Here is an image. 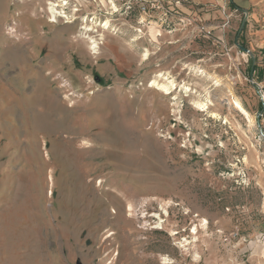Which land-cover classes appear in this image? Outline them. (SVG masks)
I'll use <instances>...</instances> for the list:
<instances>
[{
  "label": "rangeland",
  "instance_id": "374dc122",
  "mask_svg": "<svg viewBox=\"0 0 264 264\" xmlns=\"http://www.w3.org/2000/svg\"><path fill=\"white\" fill-rule=\"evenodd\" d=\"M49 1L0 0V264H264V0Z\"/></svg>",
  "mask_w": 264,
  "mask_h": 264
},
{
  "label": "bare ground",
  "instance_id": "6f19581e",
  "mask_svg": "<svg viewBox=\"0 0 264 264\" xmlns=\"http://www.w3.org/2000/svg\"><path fill=\"white\" fill-rule=\"evenodd\" d=\"M67 1L65 0H51L48 2V7H47V11L49 13V19H48V22L50 23H56L57 20L56 18L57 17H66L65 15V12L62 11L61 9H59V7L63 6L64 4H66ZM74 20H66L64 21V23H71L73 22ZM92 21V19L90 20ZM107 24L108 22L105 21L104 24L102 25V28H105L107 27ZM84 30H85V35H86V38L87 40L86 41V45H88L89 49H91L93 52L92 53H97L98 52V49H99V41L97 38H95V35H92L91 34V31H98V30H95L94 29V26L92 25H87L85 24V26L83 27ZM81 37V36H80ZM81 40V39H80ZM56 66V65H55ZM173 81L172 80H164L162 81L161 83H159L157 80H153L150 84L151 87H157L161 90H164L166 93H170L169 91V88L170 86H173ZM199 106H202V103L201 102H197ZM212 117H215V113H213L211 115ZM242 121L244 122H247V123H251L254 121V117L253 115H251L249 112H242ZM259 139L253 141V142H257L258 143ZM132 210V205L129 204L128 205V211H131ZM143 219V221L146 222V219H144L146 216L145 215H142L141 216ZM160 218V217H159ZM206 223V220H200V223H199V226L203 227ZM192 233L196 234L197 233V227L196 225L193 227L192 229ZM112 233L108 234L107 237H109ZM163 263H166V262H163Z\"/></svg>",
  "mask_w": 264,
  "mask_h": 264
},
{
  "label": "trees",
  "instance_id": "16d2710c",
  "mask_svg": "<svg viewBox=\"0 0 264 264\" xmlns=\"http://www.w3.org/2000/svg\"><path fill=\"white\" fill-rule=\"evenodd\" d=\"M235 7H236V5H235ZM253 69H255V68H254V65L250 67V70H251V71H252ZM259 76H262V72H261V71H259Z\"/></svg>",
  "mask_w": 264,
  "mask_h": 264
},
{
  "label": "built area",
  "instance_id": "2783aa9c",
  "mask_svg": "<svg viewBox=\"0 0 264 264\" xmlns=\"http://www.w3.org/2000/svg\"><path fill=\"white\" fill-rule=\"evenodd\" d=\"M262 101H264L263 99H262ZM261 116L264 118V110H263V112L261 113ZM238 233L236 232V233H234L233 234V236H236Z\"/></svg>",
  "mask_w": 264,
  "mask_h": 264
},
{
  "label": "water",
  "instance_id": "95a60500",
  "mask_svg": "<svg viewBox=\"0 0 264 264\" xmlns=\"http://www.w3.org/2000/svg\"><path fill=\"white\" fill-rule=\"evenodd\" d=\"M247 52H249L248 50H246ZM250 53V52H249Z\"/></svg>",
  "mask_w": 264,
  "mask_h": 264
}]
</instances>
